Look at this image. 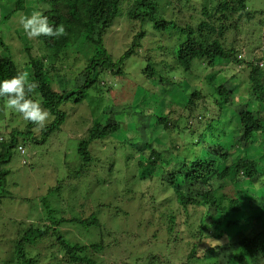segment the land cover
I'll return each instance as SVG.
<instances>
[{"label":"trees","instance_id":"trees-1","mask_svg":"<svg viewBox=\"0 0 264 264\" xmlns=\"http://www.w3.org/2000/svg\"><path fill=\"white\" fill-rule=\"evenodd\" d=\"M23 1L17 0L15 6L6 11V16L0 17V46L8 54L0 56V80L10 79L18 72L23 71L21 66L31 69L32 80L39 85L37 91L42 98V106L50 110L54 117L41 129L43 132L42 141H47L50 136L61 131L62 125L65 124L69 116L66 110L68 105L82 104L87 98L92 97L89 96L91 90H94L98 95L102 94L103 87L107 86V83L100 78V75L108 73L118 77L124 76L125 62L139 54L138 49L142 46L141 41L149 35L143 28L148 23L154 25V30L161 33V37H164L168 30L172 29L177 30V36L173 34L171 36L175 37L176 42L168 48L166 53L170 55V59L163 54V70L158 69L156 63L149 56L147 57L148 66L142 71L147 80H159L163 85L168 84L170 76L167 73L175 71L177 68L191 73L194 69L193 64L197 60L205 62L209 69L226 67L230 64L245 65L240 68H244L248 72L244 81L248 84L251 99L257 103L256 108L248 109L245 106L242 110L237 109L239 110H236L237 112L233 109L232 98L238 90L235 85L240 78L239 75L231 77L228 81L224 80L221 85L214 87L209 93L203 91V88L191 89L192 92H189L190 95L184 102L183 113L188 115L187 118L192 119L193 122L189 123L190 127L197 125L199 128L198 131L193 130L189 135H184L181 145H177L178 143L176 144L174 141L172 151L177 154V160H180L181 152L185 150L182 149L183 147H187L190 152V147L199 146V143L206 146L209 144L208 148L210 149L214 144L219 147L214 156L215 159L202 158L201 154H198L190 162L187 156L179 169L176 168L175 173L171 171L169 175L163 177L140 178L137 172L134 174L129 172V174L135 183L152 181L155 186L159 180L162 182L163 189L171 192V195L160 203L159 208L162 212L158 215V219L161 225L159 231L163 229L166 234L172 237L179 235L176 234L177 232L175 233L176 227L181 224L179 217H182L183 213L189 215L191 209L206 208L211 211L212 208H215L218 212L221 211L226 218L230 217L224 225H219L218 219L214 220V216H211L212 221L208 226L202 223L197 234L200 242L189 243V254L185 260L180 259L177 264H198V260H201V263L209 264L210 260L205 254L217 253L220 249L221 252L232 251L228 264H264V228L259 229L257 226V223L261 222V217L264 216V185L258 187L260 191L254 190L255 192L252 194V196L262 194V197L257 196L248 201V208L246 207L244 211L243 201L240 200L235 189L226 193L224 187L215 188L212 184L213 180L225 181L234 176L233 183L245 180L257 188L256 182L264 179L262 161L246 155L245 151H237L238 154H242L240 158L235 159L237 157L235 156L236 150L245 144L246 146L256 144L257 137L260 134L264 135V111L262 109L264 106V64L261 65L264 63V46H261L264 45V10H250L248 6L250 0H40L38 5L41 12L48 16L51 23L63 24L65 33L58 39L38 37L39 41L46 38L52 49L43 48L46 53L40 58L32 55L31 47L26 46L29 61L20 64L13 59L10 47L3 39L2 28L10 22L15 13L25 9ZM192 2L195 3L192 4ZM171 9L174 10L173 16H177L180 21L175 27L172 26L176 24L175 20H169L170 17L167 16ZM125 12L127 23L137 27L138 32L133 37L134 41L130 48L118 60H115L116 58L105 46V38L112 31L116 20ZM245 26L253 28V31L250 32L252 35L251 44L258 51V55L252 60L240 59L238 48L229 39L231 35L235 32L238 33ZM258 41L261 43L256 46ZM164 44L167 46L166 43ZM164 46L159 48L166 49ZM71 55L81 56L85 59V68L80 73L84 83L75 89L58 92L53 87L51 75L52 73L62 75L56 67L58 64L62 65L64 60L68 61ZM56 76L60 82L62 78L59 75ZM233 81H236L234 86L232 85ZM98 95L96 96L98 97ZM210 95L213 100L209 99ZM210 103L212 107L208 106ZM0 104H4L3 98H0ZM232 110L234 112L227 120L228 113ZM91 112L94 117L93 124L87 132L81 135L78 145L80 166L73 170L68 183L79 186L78 179L92 178L94 176L92 167L95 168V166L99 167V174H104L105 168L108 169V174H113L117 166L120 168L125 166L129 171L133 165L137 171L149 164L158 165L160 162L168 160L148 143L144 149L134 148L132 142H121L120 145L110 143L113 136L122 129V123L117 120V117L122 115L117 114L113 119L109 118L103 123L106 107L103 112H100L91 106ZM144 112L139 114L144 117L146 116ZM238 119L240 125H236ZM157 122L159 125H163L165 130L170 126V118L165 113L158 118ZM35 127L30 122L26 131L14 129L9 136H6L5 133L2 134L4 137L0 135V204L6 196L8 177L11 174L7 166L12 161L13 153L20 152L19 148H25L28 141L34 143L39 141V137H35L32 130ZM174 127L178 129V127ZM228 127L230 131L227 130ZM233 129L235 130L234 143L229 147L223 141ZM180 132L184 134V129L178 131V133ZM99 144L107 147L105 158H100L92 151L93 147ZM248 147L246 148L249 150L251 147ZM141 153L147 156L148 163L142 161L139 156ZM171 154L173 153L171 152ZM221 164L225 166L222 168ZM131 178H126L124 181L126 188L123 190V195L132 192ZM82 181L84 184L85 180ZM103 183L106 184V181L102 179L101 184ZM151 188L152 186H148L143 195H147ZM127 196L128 194L116 199L125 201L124 197ZM67 197L68 200L76 198L71 192ZM225 203L230 205H224ZM46 205L48 207L47 200L45 201ZM108 205L104 203L95 206L87 201L79 202L77 205L74 203L72 208L69 206L68 216L56 217L55 211H51L50 215L41 219L39 223L23 227V232L15 241L14 258L10 263L43 264L42 255L39 252L36 254L33 252V249L43 242L49 245L52 254L51 262L43 259L47 264H127L126 261L131 258L129 256L131 250L137 247V239H140V236L136 235L135 231L107 229L106 223H102L103 219L101 220L104 213L100 212L98 215L95 210L100 211L102 207ZM127 214L129 215L128 212L125 213V215ZM163 216L166 218L163 219ZM210 224H214L215 227L208 231ZM139 225L142 223L139 222ZM63 226L74 227L77 231L83 228L88 230L95 228L99 230L100 238H96L94 243L89 244L73 242L61 232ZM206 233L212 235L205 237ZM228 235H231V238L227 240L226 236L228 237ZM177 239L185 244L183 237ZM206 240L210 242L211 246L205 249L207 253L204 252L200 256L199 251L203 249L201 246L206 243ZM230 245L235 247L238 245L236 247H239L238 251L227 247ZM185 246L187 245L185 244ZM156 258L162 259V255L158 254ZM216 258L218 257L215 256ZM168 264H171V261ZM212 264L219 263L214 261Z\"/></svg>","mask_w":264,"mask_h":264},{"label":"rangeland","instance_id":"rangeland-1","mask_svg":"<svg viewBox=\"0 0 264 264\" xmlns=\"http://www.w3.org/2000/svg\"><path fill=\"white\" fill-rule=\"evenodd\" d=\"M16 1L0 0L1 18L6 16V11L9 8L15 6ZM39 1L24 0L23 5L25 9L15 13L10 22L2 28V36L10 47V53H12L13 59L20 64H25L29 61L26 46L31 47L32 55L40 58L45 56L44 54L46 53L43 48L52 49L46 38H44L45 40L42 39V41H39V38L29 39L20 26V18L22 16L30 15L33 10L41 11L38 5ZM248 6L252 11L264 10V0H250ZM173 12L174 10L171 9L167 13V16L170 17H168L169 20H175L176 24L172 25L175 27L180 21H178L177 16H173ZM126 20L125 12L116 20L112 31L105 38V46L116 58L115 60H118L130 48L134 41L133 37L138 32L137 27L135 28L129 22L128 24ZM143 28L149 35L141 41L142 46L138 49L139 54L132 56L125 62L123 77L108 73L100 75V78L107 83V86L103 87L102 94L99 95L94 90L90 91L89 96L95 97L96 100L89 97L80 105H68L66 110L69 116L65 124L62 125L61 131L50 136L47 141H42L43 132L41 129L38 131L32 129L35 137H39V141L36 143L33 141L26 142V153L24 155L17 151L13 153L12 161L7 166L11 174L8 177L6 196L0 204V264H12L10 262H13L14 258L13 249L16 244L15 241L21 232H23V227L29 226L32 223H39L41 219L50 215L51 211H55L54 215L56 217L60 215L68 216L70 207L72 208L74 203L77 205L82 201H87L95 206L104 203L109 204L107 207H102L100 211L95 210L98 215L100 212L104 213L101 220L103 219L102 223H106L107 229L126 232L135 231V234L140 236V239H137V247L131 250V253L129 252L131 258L126 261L127 264H168L170 261L171 264H177L180 259L182 261L185 260L187 254H189V243L200 242L197 234L202 223L208 226L212 221L210 219L211 216L215 217L214 220L218 219L217 223L219 225L226 224L230 219L229 216L226 218L221 211L218 212L215 208H212L211 211L206 208L191 209L189 215L183 213L182 217H179L181 224L175 230V233L179 234L178 237L166 234L163 229L159 231L161 225L158 215L162 212L159 206H161V201L171 195V192L163 189L162 182L159 180H157V185L155 186H153L154 182L152 181L135 183L129 172L131 174L137 172L140 178L147 176L163 177L169 175L171 171L175 173L176 168L178 167L179 169L182 163H184V158L187 156L190 162L198 154H201L202 158L210 157V159H215L214 156L219 147L213 144L210 149L208 148L209 144L206 146L203 143H199V146H191L190 152H188L187 147H183L182 149L185 150L181 152V159H178L179 162H177V154L172 151L173 142L176 141L177 145H181L184 135H189L193 130L198 131L199 128L197 125L192 126V128L190 127V124L193 122L192 119L189 120L187 118L188 115L186 116L183 113L184 102L187 100L188 95H190L189 92H192L191 89L203 88V91L209 93L214 87L221 85V82L224 80L228 81L231 77L239 75L240 78L236 77L237 79L239 78L238 80L236 79V85L234 84L236 81L232 82V85L238 88L232 98L233 109L237 112L245 108V106L248 109L256 108L257 103L251 99L248 84L244 81L248 72L244 68H240L245 65L236 66L235 64H230L226 66L227 68L217 67L209 69V66H206L205 62L197 60L193 64L194 69L191 73L183 71L181 68L167 73L170 76L168 84L163 85L159 80H147L142 73L143 69L148 66L147 57L149 56L156 63L158 69L163 70V54L170 59V55L166 53L168 52V48L176 42L175 37L171 36L172 34L177 36V30H168L164 37H161V33L154 30L152 23L146 24ZM252 31L253 28L245 26L238 33L235 32L238 35L234 33L229 38L234 42L235 47L238 48L240 59L252 60L258 55V51L251 44L250 38L252 35L250 32ZM162 39L165 40L163 41ZM164 43L167 46H164ZM260 43L258 41L256 46L260 45ZM161 46H164L166 49L159 48ZM6 55H8L7 51L0 46V56ZM85 65V59L81 56L76 57V55H71L70 59L68 61L64 60L62 65L58 64L56 69H59L62 75L52 73L54 89L61 92L80 87L84 83L80 73L85 68ZM21 67L23 71L29 73L32 80L31 69L25 66ZM56 75L62 78L60 82ZM39 98L42 100L40 94ZM209 99L213 100L211 95ZM91 106L93 109L97 108L100 112H103L106 107L103 123L109 118L113 119L117 114L122 115L117 117V120L122 123V129L113 136L114 138L111 139L110 143L120 145L121 142H132L134 148L139 149H144L148 143L156 151L168 158V160H164L158 165L149 164L147 167L140 168L137 171H135L133 165L129 171L126 170L125 166L122 168L117 166L115 171H113L114 175L108 174L107 168H105L104 174H99V167L95 166V168L92 167L95 177H89L90 181L86 178L78 179L79 186L68 183L73 170L80 166L78 145L81 135L87 132L94 121ZM208 106L212 107L211 103ZM262 109L264 111V106ZM234 110L228 113L229 117L227 120L231 118ZM142 111H145L146 116L143 117L139 114ZM164 113L170 118V126L166 130L163 125H159L157 122L158 118ZM236 121H238L236 125H240L239 119ZM29 123L30 121L23 120L20 114L7 109L5 103L3 105L0 104V135L5 133L6 136H9L14 129L26 131ZM174 126L178 127V129ZM230 128L228 127L227 130L230 131ZM182 129H184V134L178 133ZM234 131L233 129L231 134L229 132L226 140L223 141L229 147L234 143ZM257 138L258 142L256 144L252 146L248 145L251 147L249 150L246 148L248 147L246 144L236 150L235 156L237 157L235 159L240 158L242 154H238L237 151H245L246 155L257 158V160L262 161V164H264V135L260 134ZM106 149L105 145L99 144L94 146L92 151L100 158H105ZM139 156H141L142 161L148 163L145 154L141 153ZM221 166L223 168L225 165L221 164ZM126 178H131L130 186L132 192L125 193V195L128 194L127 197H124L125 201H117V197L125 196L123 195V190L126 188L124 185ZM233 178L234 176L225 181L213 180L212 184L215 188L224 187L226 193L235 189L238 197L243 201V209L245 211L246 207L248 208V201L257 196L262 197V194H257L256 196H252V194L255 191H260L258 187L264 185V179L256 182L257 188H255V185L245 180L233 183ZM102 179L106 181V184H101ZM82 180H85L84 184H82L84 182ZM148 186H152L151 190H148L147 195H143ZM58 187L61 188L55 190ZM70 192L76 198L68 200L67 195ZM46 200L48 207L47 205L45 206ZM224 205L230 204L225 203ZM127 212L129 215H125ZM246 216L249 217L248 214ZM164 218L166 216H163ZM139 222L142 225H139ZM257 226L259 229L264 228V216L261 217V222L259 221ZM214 227V224H210L208 231ZM61 232L73 242L79 241L83 244L94 243L97 240L96 238H100V232L95 228L91 230L83 228L77 231L74 227L63 226ZM205 235H207L205 237H208L212 234L206 233ZM180 237H183L187 246H185L184 242L177 239ZM230 238L231 235L226 236L227 240ZM206 243L201 246L203 249L199 251L200 256L204 252L207 253L205 249L211 246L208 240H206ZM227 247L236 252L239 249V247L236 248L232 245ZM33 252L34 254L39 252L42 255L43 264H47L45 261L51 262V249L46 243H40L37 248L33 249ZM219 252H221V249ZM219 252L205 254L210 260L209 264H212L214 261H218L219 264H228L232 251L224 250L221 253ZM158 254L162 255V259L156 258ZM215 256L218 257L216 258L217 260ZM52 262H54V259H52ZM197 262L198 264H205L201 263V260Z\"/></svg>","mask_w":264,"mask_h":264},{"label":"clouds","instance_id":"clouds-1","mask_svg":"<svg viewBox=\"0 0 264 264\" xmlns=\"http://www.w3.org/2000/svg\"><path fill=\"white\" fill-rule=\"evenodd\" d=\"M20 26L29 39L41 36L60 38L65 33L63 24L56 25L49 21L48 16L39 10H33L30 15L20 18ZM38 83L31 80L27 71L18 72L10 79L0 80V98L4 99L5 107L30 121L38 131L53 119L50 110L42 106V100L37 91Z\"/></svg>","mask_w":264,"mask_h":264},{"label":"built area","instance_id":"built-area-1","mask_svg":"<svg viewBox=\"0 0 264 264\" xmlns=\"http://www.w3.org/2000/svg\"><path fill=\"white\" fill-rule=\"evenodd\" d=\"M264 63H261V65H263ZM19 151L21 152V154L22 155H24L25 153H26V150H25V148H23V147H20L19 148Z\"/></svg>","mask_w":264,"mask_h":264}]
</instances>
